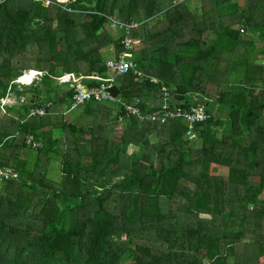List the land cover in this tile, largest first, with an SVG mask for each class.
<instances>
[{
    "label": "trees",
    "instance_id": "obj_1",
    "mask_svg": "<svg viewBox=\"0 0 264 264\" xmlns=\"http://www.w3.org/2000/svg\"><path fill=\"white\" fill-rule=\"evenodd\" d=\"M192 2L0 0V99L42 71L0 113V264H264V0ZM126 36L140 71L115 78L120 99L151 115L167 87L170 108L202 105L205 121L98 102L81 105L90 127L69 115L58 78L100 87L88 77L107 79Z\"/></svg>",
    "mask_w": 264,
    "mask_h": 264
},
{
    "label": "built area",
    "instance_id": "obj_2",
    "mask_svg": "<svg viewBox=\"0 0 264 264\" xmlns=\"http://www.w3.org/2000/svg\"><path fill=\"white\" fill-rule=\"evenodd\" d=\"M198 1V0H176L177 5L185 4L186 2ZM119 28H126L127 31L131 29L138 28V25L133 22L131 24H121L117 23ZM122 45H124V50H122L117 58H112L105 62L107 69L112 71L115 78L117 76H124L129 74L132 71H135L137 74L139 73V66L135 61L130 59L131 54L130 50L133 49L134 42L129 36H126L124 40H122ZM36 74H42V71H37ZM90 79L102 80L104 83L100 87H92L88 88L81 83L82 77L75 78L73 74H66L64 76H60L58 78L60 83L71 82L70 84L74 86L75 93L71 102V110L86 104L89 101H95L100 104H111L118 105L125 109L127 115L129 117L138 118L142 122H151V123H160L166 124L169 121H173V119H184L189 124L203 122L208 118L207 111L202 105H192L190 107H182L178 106V108H170L169 101L171 99V92L167 87L162 88V107L159 111L155 112L151 115H145L141 108L138 106L128 104L125 101H122L120 97L114 98L112 93L109 91L110 88L114 86L115 78L112 79L107 77V79H101L98 76H89ZM76 80L80 81L77 83ZM20 77L16 80L18 83V88L10 89L9 93L5 95L4 98L0 99V109H3L4 104L10 102L11 99L19 100L18 105L27 104L28 100L25 94L22 93V88L19 87ZM34 80V79H33ZM33 80L31 82H33ZM73 81V82H72ZM153 82L158 83L157 79H153ZM22 83V81H21ZM49 105L35 106L30 110L29 118L43 117L46 116L48 111L47 108ZM6 107V106H5ZM4 107V108H5ZM1 115L2 112L0 111ZM29 144L33 145L34 148H39L42 146L41 143L36 141L35 135H30L28 138ZM2 176H6V174L0 171V179Z\"/></svg>",
    "mask_w": 264,
    "mask_h": 264
},
{
    "label": "rangeland",
    "instance_id": "obj_3",
    "mask_svg": "<svg viewBox=\"0 0 264 264\" xmlns=\"http://www.w3.org/2000/svg\"><path fill=\"white\" fill-rule=\"evenodd\" d=\"M61 2H68L69 0H60ZM49 2H46V4H48ZM191 5H194L195 7H200L199 5H195V3H193L192 1H191ZM137 25L139 24V23H136ZM112 29V35L113 36H121L122 35V33H121V31L120 30H118L117 28H115V27H113V28H111ZM246 33H244V35H245ZM253 35H249V37H252ZM133 42H135V41H133ZM260 50V49H259ZM112 58H114V55H112V56H109V58H107V60H109V59H112ZM130 58H132V56H130ZM260 62H262V61H260ZM28 71V70H27ZM27 71H25V72H27ZM29 72V71H28ZM25 74V73H24ZM41 75L40 74H35L34 75V77H33V79H39V77H40ZM107 77H110V78H112V79H114L115 78V76L113 75V73H112V71H110L109 69H108V73H107ZM21 76H20V82H19V87H21L22 88V93L23 94H25L26 95V97L27 98H30L31 97V95L33 94V92H31V91H29V88H27L26 86H28V85H30V84H28V83H24L23 81H22V83H21ZM18 79V78H17ZM16 79V80H17ZM32 79V80H33ZM29 80V79H28ZM31 80V81H32ZM25 81H27V79L25 80ZM30 81V82H31ZM75 81L77 82V83H79L80 81H78V80H76L75 79ZM73 82V81H72ZM28 84V85H27ZM26 85V86H25ZM25 90V91H24ZM18 103H19V100H17V99H11L10 100V102H8V103H6V104H4V105H2V106H6L5 108L3 107V109H0V111L2 112V114H4L5 113V111H6V109H8L9 107H14V108H17V107H19V106H21V105H18ZM97 105V103L96 102H92V101H89V103H87V106L88 107H92V108H94L95 106ZM105 106H111L110 104H106ZM20 108V107H19ZM85 108H86V106L84 105V106H80L79 108H77L76 110H73V111H71L70 113H69V115L73 118L74 117V120L79 124V125H81V126H84V127H90V126H92L93 125V123H94V119H95V117H94V113L92 112V111H90V112H88V113H86L85 112ZM47 145V144H46ZM53 168H54V174H50V178H52L53 180H59L60 178H61V175H62V169H61V162L60 161H57V160H54L53 162H52V165H51Z\"/></svg>",
    "mask_w": 264,
    "mask_h": 264
},
{
    "label": "bare ground",
    "instance_id": "obj_4",
    "mask_svg": "<svg viewBox=\"0 0 264 264\" xmlns=\"http://www.w3.org/2000/svg\"><path fill=\"white\" fill-rule=\"evenodd\" d=\"M37 73L35 70H30L29 72H25V74L22 76L21 81L24 83H30V81L33 79L34 75ZM27 79V81H25ZM29 79V80H28ZM28 85V84H27ZM31 85V84H30Z\"/></svg>",
    "mask_w": 264,
    "mask_h": 264
},
{
    "label": "water",
    "instance_id": "obj_5",
    "mask_svg": "<svg viewBox=\"0 0 264 264\" xmlns=\"http://www.w3.org/2000/svg\"><path fill=\"white\" fill-rule=\"evenodd\" d=\"M109 91L112 93V95H113L114 98H118V97H120L121 91H120V89L118 88V86L114 85L112 88H110ZM127 103H128V104H131V101L128 100Z\"/></svg>",
    "mask_w": 264,
    "mask_h": 264
},
{
    "label": "crops",
    "instance_id": "obj_6",
    "mask_svg": "<svg viewBox=\"0 0 264 264\" xmlns=\"http://www.w3.org/2000/svg\"><path fill=\"white\" fill-rule=\"evenodd\" d=\"M32 70V69H31ZM30 71V70H29ZM32 82L28 83V84H31Z\"/></svg>",
    "mask_w": 264,
    "mask_h": 264
}]
</instances>
